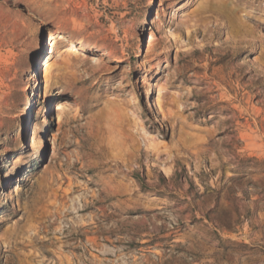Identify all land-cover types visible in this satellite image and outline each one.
Returning a JSON list of instances; mask_svg holds the SVG:
<instances>
[{"label":"rangeland","instance_id":"1","mask_svg":"<svg viewBox=\"0 0 264 264\" xmlns=\"http://www.w3.org/2000/svg\"><path fill=\"white\" fill-rule=\"evenodd\" d=\"M227 3L0 0V264H264V0Z\"/></svg>","mask_w":264,"mask_h":264},{"label":"bare ground","instance_id":"2","mask_svg":"<svg viewBox=\"0 0 264 264\" xmlns=\"http://www.w3.org/2000/svg\"><path fill=\"white\" fill-rule=\"evenodd\" d=\"M210 16L215 18L216 21L225 20L226 26L228 28L230 26L237 24V21L235 20L233 14L231 13V10L228 8L227 0H210ZM249 37L250 35L248 34V32L243 31L238 26H235L233 31L232 43H235L236 45L240 46L245 42H247L246 40ZM151 41H152L151 35L147 34L146 42H145L147 48L149 47ZM71 45L72 42L69 40L67 46L64 48V52L69 51L71 49ZM45 68L46 65H44L42 68L43 77H46L47 75V71L45 70ZM51 106L54 111H60L63 107H65V104L53 102Z\"/></svg>","mask_w":264,"mask_h":264}]
</instances>
